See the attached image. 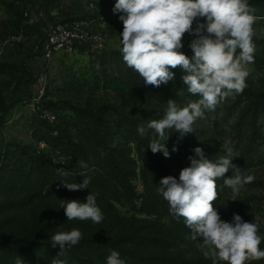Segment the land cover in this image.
I'll return each mask as SVG.
<instances>
[{
	"label": "trees",
	"instance_id": "1",
	"mask_svg": "<svg viewBox=\"0 0 264 264\" xmlns=\"http://www.w3.org/2000/svg\"><path fill=\"white\" fill-rule=\"evenodd\" d=\"M51 1L42 0L32 6L41 5L44 8L50 5L53 8L55 6ZM249 4L256 16L264 17V0H249ZM22 15L26 21L25 28L33 29L34 25L27 22L29 17L24 15L23 9ZM253 42L255 53L252 64L257 70H263L264 38L254 37ZM183 45L181 51L191 58L194 53L189 44ZM95 54L99 59H104L101 60L104 68L124 77L123 83L129 90L127 102L138 113V119L122 115L116 129L112 131L106 127L103 119V114L110 111L109 106L73 108L74 126L78 133L64 147L57 148L78 167L63 174L57 168L54 158L45 151L29 152L25 148L16 147L26 152L29 158L28 171L17 173L14 178L6 180L0 176V191L6 196L4 207H10V195L15 194L16 184H19L16 200L26 191L42 197L76 193L78 200L85 202L86 196L93 193L104 219L98 224L91 220L68 221L64 213L54 220L53 229L56 232L79 229L82 239L78 244L65 246L60 256L59 246L53 247L51 239L34 241L24 247L0 242V264H17L18 260L22 264H52L54 259H60L64 264H106V258L112 250L120 254L125 264H212L211 259H205L202 254V241L199 238L193 240L184 219L171 214L168 202L158 194L157 187L165 176L179 179L181 169L190 166L189 157L198 159L194 152L196 147H201L205 156L213 161L223 156L220 143L211 133L208 136L201 124H194V132L183 138L174 131L166 133L170 135L163 142L170 153L166 158L162 152L154 154L149 148L154 138L152 130L144 137L138 132V126L163 117L168 99H174L179 107H184L189 101L199 98L187 92V86L182 80L186 73L180 68L174 69L172 81L154 87L145 85L139 74L125 64L120 49H107ZM246 84L242 93L226 98L217 106L224 120L233 119L230 129L240 150L241 160L254 165L264 163V79L252 81L246 78ZM173 147L177 150L173 151ZM230 175H233L231 170L226 173V176ZM85 176L90 177L88 189L69 191L63 186L65 182L82 183ZM137 177L142 181L141 193L131 183ZM217 184L218 199L214 201V206L221 219L231 222L236 213L243 220L257 224L249 201L239 199L235 203L236 207L228 205L231 189L223 186L222 179L217 180ZM125 206H131L133 214L123 218L118 214V209ZM105 227L116 232L104 233ZM259 234L264 235L260 227ZM260 248L264 249V241ZM245 264H264V259L249 260Z\"/></svg>",
	"mask_w": 264,
	"mask_h": 264
},
{
	"label": "clouds",
	"instance_id": "2",
	"mask_svg": "<svg viewBox=\"0 0 264 264\" xmlns=\"http://www.w3.org/2000/svg\"><path fill=\"white\" fill-rule=\"evenodd\" d=\"M113 12L120 13L123 24V61L145 85H166L174 79L172 70L180 68L186 73L182 80L187 92L199 97L184 107L170 98L161 119L138 126L141 137L149 130L154 133L149 144L151 151L162 152L168 158L170 153L163 143L170 136L167 132L179 133L180 138L193 133V125L205 117L206 111H214L226 98L247 87L250 73L246 66L254 63L255 53L253 26L260 18L254 14L249 0H116ZM185 34L194 37L189 44L194 53L191 58L181 51ZM223 148L225 154L213 161L201 147H196L198 159L189 157L190 166L181 169L179 179L171 175L161 178L157 192L168 202L171 214L184 219L192 239L202 241V254L212 264H245L264 259V249L260 248L264 235L259 234V226L236 213L231 222L224 221L214 206L218 199L217 180L222 179L223 186L231 189V200L235 201L241 189L255 179L242 175L240 167L232 163V149ZM230 170L233 175L226 176ZM89 184L90 177L85 176L82 183L65 182L63 186L69 191H81L88 189ZM62 200L61 209L68 221L91 220L98 224L104 219L93 193L86 196L85 202ZM81 239V231L73 228L56 232L51 245L59 246L61 256L65 246H74ZM52 264L64 261L54 259ZM106 264L125 261L112 250Z\"/></svg>",
	"mask_w": 264,
	"mask_h": 264
},
{
	"label": "rangeland",
	"instance_id": "3",
	"mask_svg": "<svg viewBox=\"0 0 264 264\" xmlns=\"http://www.w3.org/2000/svg\"><path fill=\"white\" fill-rule=\"evenodd\" d=\"M50 3L55 7H30L29 18L34 27L28 30L24 26L21 2L0 0V176L4 180L28 171L29 158L16 147L29 152L45 151L54 158L63 174L78 167L57 148L64 147L78 133L73 108L109 106L110 111L103 114V119L112 131L122 115L136 120L139 117L128 105L129 90L123 83L124 77L104 68L101 63L104 59L94 56L95 53L82 50L59 54L49 60L42 56L39 45L48 24L86 13L82 6L84 2L52 0ZM113 8L106 25L110 39L108 49H121L123 24L119 20L120 13H114ZM40 11L44 12L43 16ZM257 17L260 19L253 26V38H264V17ZM192 39V35L185 34L183 43L190 44ZM246 67L250 73L248 79H264V69L257 70L252 63ZM232 121V118L224 120L217 106L214 111H206L205 117L197 119L195 125L201 124L208 136L214 135L224 154L223 146L232 149V163L240 167L242 175L255 177L241 189L235 201L231 200V191L228 205L236 207L239 199H247L255 221L264 231V163L250 165L241 160L240 150L231 134ZM56 138L60 141L54 142ZM262 151L264 154V147ZM131 183L139 193L143 191L140 177L132 179ZM18 189L19 184H16L15 194L10 195V207L3 206L6 196L0 191V242L16 247L51 239L56 232L52 223L64 214L62 199H78L76 193L42 197L24 191L16 200ZM118 214L124 218L133 211L131 206L119 207ZM103 231L116 232L107 227Z\"/></svg>",
	"mask_w": 264,
	"mask_h": 264
},
{
	"label": "built area",
	"instance_id": "4",
	"mask_svg": "<svg viewBox=\"0 0 264 264\" xmlns=\"http://www.w3.org/2000/svg\"><path fill=\"white\" fill-rule=\"evenodd\" d=\"M41 1L21 0L24 15L29 17L30 7ZM67 1L73 3L84 2L82 6L86 13L62 19L45 27V35L39 46L43 57L49 60L59 54H72L82 50L93 53L105 52L108 49L110 40L106 25L107 21L110 20V12L116 0ZM40 15L43 16L44 12L40 11ZM27 22H31L30 18Z\"/></svg>",
	"mask_w": 264,
	"mask_h": 264
}]
</instances>
